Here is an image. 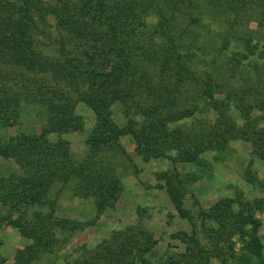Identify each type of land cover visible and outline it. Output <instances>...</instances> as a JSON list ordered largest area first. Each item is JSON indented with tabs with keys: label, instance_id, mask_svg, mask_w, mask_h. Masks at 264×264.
<instances>
[{
	"label": "trees",
	"instance_id": "16d2710c",
	"mask_svg": "<svg viewBox=\"0 0 264 264\" xmlns=\"http://www.w3.org/2000/svg\"><path fill=\"white\" fill-rule=\"evenodd\" d=\"M57 1L59 5L45 4L42 0H0V125L13 123L22 103H37L47 110L39 131L0 137V153L11 157L16 164L9 174H0V204L6 206L5 213L0 214V225L11 224L21 236L31 240L16 250L13 264H31L39 250L50 249L56 238V227L76 226L71 219L55 214L57 194L52 195L51 188L56 183L71 184L75 195L92 196L96 217L115 205L124 188L119 167L130 160L119 140L126 133L132 135L134 151L143 160L165 156L171 161L172 168L161 173L163 183L158 185L165 188L175 208L190 221L184 196L185 184L192 176L182 174L176 163H203L200 155L204 151L221 150L232 137L250 140L252 151L264 158V125L258 121L264 119V114L251 116L250 109L241 102L217 97L208 72L200 96L215 118L208 124L199 119L196 126L170 127V121L192 115L193 108H175L174 96H164V89L152 84L143 69L144 61H157L163 72L175 77L177 85L201 79L187 64L188 53L181 48L176 36L177 14L182 4L193 0ZM202 1L222 10L231 7L233 2ZM48 12L55 14L58 25L70 40L81 39L88 44L85 54L91 52L86 61L83 55L59 58L42 53L35 33ZM149 15H155L156 20L149 29V36L142 38L141 34L149 26L146 21ZM156 35L161 39L154 42ZM140 39H145L144 44L138 43ZM249 50L251 53L254 49ZM95 56L99 57L97 62ZM106 65H109L107 70ZM40 76L65 85L94 111V124L85 138L87 150L79 160L71 153L70 140L62 135L84 127L81 115L75 110L77 98L58 90ZM135 84L144 87L153 102L138 103L139 113L143 115L138 125L132 116L125 125H119L112 118L111 102L130 94ZM232 106L238 111L239 125L230 113ZM52 133L56 134L55 138H51ZM172 149L173 154L169 152ZM233 202L232 198H218L201 213L216 222L213 232L217 237L223 235L227 227L239 233L242 244L234 264H251L254 259L264 264L259 220L255 216V211L264 210V197L255 198L246 208L234 209ZM139 231L140 251L144 253L155 240L148 230ZM194 233L193 228L192 234H184L185 249L191 251L183 264H208L213 255L225 253L218 246H201ZM124 237L134 241L135 234L129 232ZM233 244L231 241L227 246L230 256H234ZM118 251L121 256L123 248L119 247ZM3 260L0 256V264ZM141 262L149 261L142 256ZM128 263L121 258L117 264Z\"/></svg>",
	"mask_w": 264,
	"mask_h": 264
},
{
	"label": "rangeland",
	"instance_id": "374dc122",
	"mask_svg": "<svg viewBox=\"0 0 264 264\" xmlns=\"http://www.w3.org/2000/svg\"><path fill=\"white\" fill-rule=\"evenodd\" d=\"M42 1L45 4H60L57 0ZM231 3V7L222 10L202 0H193L182 4L177 14V41L188 53L187 64L201 79L177 85L175 77L163 72L157 61L143 63L142 67L151 77V83L164 89V96H174L175 108H193L192 115L170 121V127L196 126L199 119L203 124H208L215 118L206 104L203 105L204 100L200 96L207 72L212 77L217 97L241 102L250 109L251 116L264 114V1L233 0ZM155 20V15L146 18L149 26L141 34L142 38L149 36V29ZM160 39L156 35L154 42ZM143 40L140 39L138 43L144 44ZM35 41L42 53L59 58L83 55L86 61L91 52L85 54L88 44L81 39H69L52 12L44 14V20L38 23ZM249 49L254 50L250 53ZM94 58L96 62L99 59L97 56ZM107 69L109 65H106ZM40 79L77 98L75 110L81 115L84 127L65 131L62 135L70 140L71 153L79 160L87 150L85 138L94 124V111L65 85L53 83L45 76H40ZM145 90L135 84L130 94L111 102L112 118L119 125H125L129 116L136 120L135 125L142 121L138 103L148 105L153 102ZM46 113L43 105L22 103L20 114L13 123L0 125V137L22 131H39L47 117ZM230 113L239 125L241 121L234 106L230 108ZM258 121L264 125V119ZM55 137L56 134L52 133L51 138ZM119 140L130 160L119 167L124 188L115 205L107 207L96 217L92 196L75 195L71 184L61 186V183H56L51 188V194H57L55 214L71 219L76 226L56 227V238L51 242L50 249L39 250L31 264H117L121 258L128 264H183L186 254L191 251H186L183 237L184 234H192L193 228L201 246H218L225 250L224 254L213 255L208 264H234L239 258L242 244L239 233L227 227L225 233L217 237L213 232L216 222L203 217L201 211L208 210L218 198H232V206L236 209L246 208L255 198L264 197V158L252 151L251 141L232 137L223 149L204 151L200 155L203 163H176V168L182 174L192 176L185 184L184 196V206L191 214L190 221L175 208L165 188L158 185L163 183L161 173L172 168L171 161L165 156L143 160L134 151L135 142L129 133L122 135ZM169 152L173 154L175 151L172 149ZM15 168L13 159L0 153V174L7 175ZM5 211L6 206L0 204V214ZM255 216L259 220L258 234L263 243L264 255V210L255 211ZM140 229L148 230L155 240L153 246L144 253L140 251ZM129 232L135 234L134 241L125 240L127 237L124 236ZM231 241L234 242V256H230V250L227 249ZM29 242L31 240L21 236L16 227L2 223L0 256L4 260L1 264H13L16 250ZM119 247L123 248L121 256ZM142 256L149 262H141ZM251 264H258V261L254 259Z\"/></svg>",
	"mask_w": 264,
	"mask_h": 264
}]
</instances>
